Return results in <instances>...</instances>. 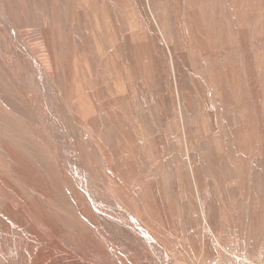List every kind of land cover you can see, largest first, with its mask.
<instances>
[{
	"label": "rangeland",
	"instance_id": "obj_1",
	"mask_svg": "<svg viewBox=\"0 0 264 264\" xmlns=\"http://www.w3.org/2000/svg\"><path fill=\"white\" fill-rule=\"evenodd\" d=\"M212 257L264 264V0H0V264Z\"/></svg>",
	"mask_w": 264,
	"mask_h": 264
},
{
	"label": "built area",
	"instance_id": "obj_2",
	"mask_svg": "<svg viewBox=\"0 0 264 264\" xmlns=\"http://www.w3.org/2000/svg\"><path fill=\"white\" fill-rule=\"evenodd\" d=\"M198 264H250L241 259H221L218 257L206 258Z\"/></svg>",
	"mask_w": 264,
	"mask_h": 264
},
{
	"label": "bare ground",
	"instance_id": "obj_3",
	"mask_svg": "<svg viewBox=\"0 0 264 264\" xmlns=\"http://www.w3.org/2000/svg\"><path fill=\"white\" fill-rule=\"evenodd\" d=\"M15 198V197H14ZM56 248V247H55ZM50 249V248H49ZM56 254V253H55Z\"/></svg>",
	"mask_w": 264,
	"mask_h": 264
}]
</instances>
